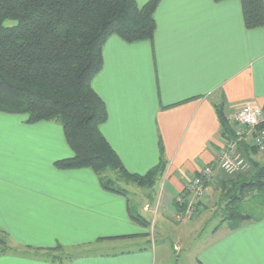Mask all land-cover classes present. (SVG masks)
Listing matches in <instances>:
<instances>
[{
	"label": "crops",
	"instance_id": "crops-1",
	"mask_svg": "<svg viewBox=\"0 0 264 264\" xmlns=\"http://www.w3.org/2000/svg\"><path fill=\"white\" fill-rule=\"evenodd\" d=\"M135 1L141 7L148 0ZM154 20L150 41L108 38L92 88L107 109L100 131L125 169L143 175L162 151L164 173L152 192L105 190L91 169L54 166L73 154L57 122L27 124L25 116L0 112V231L11 249L0 264H153L148 241L140 240L150 233L146 215L152 211L158 230L166 211L183 216L174 201L205 166L215 165L206 192L218 183L223 140L215 108L222 105L228 118L244 105L263 108L264 28L244 27L239 0H161ZM212 232L221 264H231L238 239V264H264V216L225 221ZM110 243L123 247L103 251ZM208 254L198 264H219V253Z\"/></svg>",
	"mask_w": 264,
	"mask_h": 264
},
{
	"label": "trees",
	"instance_id": "trees-1",
	"mask_svg": "<svg viewBox=\"0 0 264 264\" xmlns=\"http://www.w3.org/2000/svg\"><path fill=\"white\" fill-rule=\"evenodd\" d=\"M160 1L148 0L139 7L135 0H0V112L24 115L27 124L57 122L73 154L55 161L54 166L61 170L91 169L105 190L118 194L125 191L102 175L105 171L114 170L128 183L152 189L164 173L166 161L161 151L158 163L145 174L125 169L100 131L107 120V109L92 88V81L103 67V46L109 37L117 36L126 43L152 40L154 12ZM239 3L244 27L264 28V0ZM5 21L14 23L5 25ZM262 110L264 113V106ZM215 111L219 137L235 141V124L222 105ZM257 128H264V122ZM236 143L250 168L230 178L223 175L220 223L264 216L255 217L242 207L249 198L264 200V162L256 159L259 153L255 146ZM208 167L213 171L215 165ZM189 193L179 196L181 201H174L177 211H185ZM132 217L148 226L137 216ZM9 250L0 231V254Z\"/></svg>",
	"mask_w": 264,
	"mask_h": 264
},
{
	"label": "rangeland",
	"instance_id": "rangeland-1",
	"mask_svg": "<svg viewBox=\"0 0 264 264\" xmlns=\"http://www.w3.org/2000/svg\"><path fill=\"white\" fill-rule=\"evenodd\" d=\"M13 23L14 22L5 21L4 24L11 25ZM11 120L12 119H9V121L6 123H10ZM2 124L4 123L2 122V120H0V131L2 130V128H4V125ZM100 130H103V124L100 126ZM259 156L260 157H256V159L259 162H264V154H259ZM218 170L220 171L218 183L212 185V189H208V192H206V188H204V196L196 204V207L188 211L185 209V211L182 212L183 216H176L178 219L176 217L173 218L171 214L166 211L165 217L162 216L163 220L160 219L161 227H159L160 230H158L157 225L155 226L154 224V220L153 222H151V219L153 217L152 211L150 214L146 215L147 217L145 218H147L146 220L151 225L150 228H148V230H150V233L148 235V238L145 237L141 238L140 240H142L143 242L148 241L147 243L149 245L147 247L149 251L152 252V254L154 253L153 264H198V261L207 263L210 259H212L208 252L217 254L219 253V255L223 254L222 247L217 246L219 245V241L211 242V238L213 236L212 230L220 223V220L222 219L220 210V207L222 206L221 180L222 178H225L223 177V175H226V173H224L220 169ZM213 172L214 170L210 175V180L214 178ZM102 175H104L106 178L112 179L115 182L116 187L120 189L124 188L127 191V194L131 197H134V195L132 194V186L138 188L137 190L148 192H152L153 188L155 187L154 186L152 189L142 188L132 183H128L127 181L122 179L121 176L114 170H107ZM227 175H229V178L231 177V174ZM190 180L191 179H189V181ZM175 201H177V199ZM193 201V199L190 200V202ZM190 202L188 201V203ZM242 207L255 215V217L264 215V200L262 201L255 198H249L244 201ZM164 209L167 210V208ZM230 222L232 223L233 221ZM237 236L240 237L241 234H238ZM239 241L240 239L234 241L231 245V264H238V262L240 263ZM107 245L110 246L106 247L103 251L115 252L120 250L119 247L122 246V243H110ZM115 245L120 246L113 249L110 248L111 246ZM263 246L264 245H262L261 248H263ZM126 247H129L128 249L130 250L135 248L133 244L127 245ZM217 257L218 263L221 264L223 255H217ZM234 258L237 259V262L234 261ZM260 258L264 259V251L261 254Z\"/></svg>",
	"mask_w": 264,
	"mask_h": 264
},
{
	"label": "built area",
	"instance_id": "built-area-1",
	"mask_svg": "<svg viewBox=\"0 0 264 264\" xmlns=\"http://www.w3.org/2000/svg\"><path fill=\"white\" fill-rule=\"evenodd\" d=\"M229 120L235 124V141H223L220 150L215 158L216 167L226 174L246 172L250 166L241 153L237 150V143L246 138H252L251 145L258 149L259 154H264V128L257 127L264 122L262 108L244 105L240 107ZM197 176L191 178L186 189L192 193L193 202L188 203L186 210L193 209L204 196V182L212 174L210 167L202 168ZM179 202V197L177 198ZM193 203V204H192Z\"/></svg>",
	"mask_w": 264,
	"mask_h": 264
}]
</instances>
